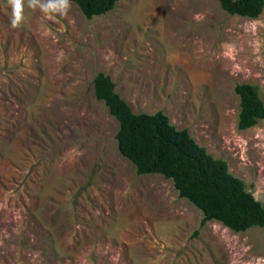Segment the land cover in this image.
Masks as SVG:
<instances>
[{
    "label": "rangeland",
    "instance_id": "1",
    "mask_svg": "<svg viewBox=\"0 0 264 264\" xmlns=\"http://www.w3.org/2000/svg\"><path fill=\"white\" fill-rule=\"evenodd\" d=\"M9 19L0 0V264H264L263 228L200 227L170 180L136 174L92 86L103 73L133 113L162 111L264 205V120L238 130L234 92L264 103V9L118 0L88 20L25 0L21 27Z\"/></svg>",
    "mask_w": 264,
    "mask_h": 264
},
{
    "label": "trees",
    "instance_id": "2",
    "mask_svg": "<svg viewBox=\"0 0 264 264\" xmlns=\"http://www.w3.org/2000/svg\"><path fill=\"white\" fill-rule=\"evenodd\" d=\"M117 1L71 0V3L89 20L111 11ZM216 1L230 16L256 19L264 9V0ZM92 86L95 99L104 103L118 123L115 135L118 153L134 166L137 175L158 174L170 180L178 197L202 213L200 227L215 221L234 233L253 227L264 229V205L254 199L239 178L228 172L225 161L214 159L187 130L173 126L162 111L133 113L115 92L109 76L98 73ZM234 92L239 97L238 130H247L264 120V103L257 86L238 84Z\"/></svg>",
    "mask_w": 264,
    "mask_h": 264
},
{
    "label": "clouds",
    "instance_id": "3",
    "mask_svg": "<svg viewBox=\"0 0 264 264\" xmlns=\"http://www.w3.org/2000/svg\"><path fill=\"white\" fill-rule=\"evenodd\" d=\"M26 6L30 10H39L46 16H67L72 3L71 0H26ZM6 7L10 9L11 28L21 27L25 20V0H6Z\"/></svg>",
    "mask_w": 264,
    "mask_h": 264
}]
</instances>
